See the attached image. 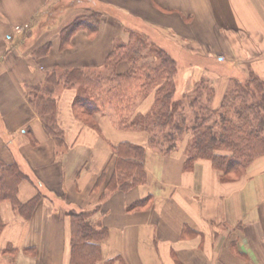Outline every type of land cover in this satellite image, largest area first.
<instances>
[{"label":"crops","instance_id":"obj_1","mask_svg":"<svg viewBox=\"0 0 264 264\" xmlns=\"http://www.w3.org/2000/svg\"><path fill=\"white\" fill-rule=\"evenodd\" d=\"M49 1L0 0V160L26 176L21 204L39 197L28 219L0 206L1 264H70L72 211L92 213L90 223L108 231L96 264H264V155L240 179L221 182L207 160L187 168L184 148L164 155L147 148L145 133L120 130L110 106L88 123L76 117L78 88L59 79L72 70L102 74L113 46L140 30L180 42L205 62L178 68L179 96L185 82L212 75L219 100L229 80L252 72L264 81V0H90L102 9L96 33L77 30L66 42L67 19L49 22ZM127 71L126 62L115 68ZM53 75L56 86L48 83ZM38 98L54 100L61 136L46 133ZM152 103L153 94L132 114ZM125 142L145 147L146 181L108 195L112 149Z\"/></svg>","mask_w":264,"mask_h":264},{"label":"trees","instance_id":"obj_2","mask_svg":"<svg viewBox=\"0 0 264 264\" xmlns=\"http://www.w3.org/2000/svg\"><path fill=\"white\" fill-rule=\"evenodd\" d=\"M84 12L71 18L62 28V42L68 41L77 30L96 33L102 13L90 9ZM149 55L151 58L147 57ZM120 62L128 64L125 74L115 72ZM105 69L102 74L89 76L79 70L59 76L65 87L77 86L73 109L76 117L86 123L101 108L110 106L120 130L145 133L147 148L164 155L175 151L179 140L187 135L186 167L197 160H208L219 173L221 182L240 179L248 166L264 155V81L254 73L250 72L243 82L232 80L217 108L212 107L214 90L205 81L195 84L190 95L176 97L178 63L152 35L140 30L130 31L127 44L113 46ZM48 83L56 86L59 82L53 75L48 77ZM152 94L150 110L146 114H132L136 102ZM183 99H187L191 110L190 120L184 115ZM35 105L46 133L52 137L61 136L54 121V100L38 98ZM145 150L143 146L128 142L112 149L115 162L106 184L108 195L127 192L145 183ZM24 179L26 176L17 165L0 160V206L8 203L22 218L28 219L39 197L26 204L18 201V187ZM67 215L71 227L70 264H96L100 260L98 243L107 238L108 231L90 223L92 213L72 211ZM3 229L0 215V235ZM8 251L12 250L6 249Z\"/></svg>","mask_w":264,"mask_h":264},{"label":"rangeland","instance_id":"obj_3","mask_svg":"<svg viewBox=\"0 0 264 264\" xmlns=\"http://www.w3.org/2000/svg\"><path fill=\"white\" fill-rule=\"evenodd\" d=\"M89 1L90 0H50L49 3L51 4V7H53V8H50L47 20L49 22H52V21L54 22V20L56 18L64 15L65 18L67 19L66 21L68 22V21L71 20V18L73 19L76 15H78L79 13H83L87 9L96 10V11H99V12L102 11V9L97 8L98 3H96L95 1L92 3V5L88 6L89 5V3H88ZM77 3H80V4L77 5ZM80 16H82V15H80ZM80 16H78V17H80ZM67 22L65 24H67ZM50 25L51 24L49 23L47 27H50ZM153 39H154V41H156L157 43H159L160 46L162 48H164L169 53V55H171L176 60V62L178 63L179 71H180L181 67L186 68L187 67L186 65H191L190 63H195V65H204L205 64V62L202 61V58L201 57H198L199 59H201V60H199L196 57L197 55H195V54L190 55L189 52H188L190 50L185 49L184 48V45L182 43H180V42L177 43L174 40H170L171 43H168V42H165L166 39H164L161 36L159 37V39H156L155 37H153ZM184 51H186V52H184ZM198 51L199 50H196V51H194V53L197 54ZM199 54L200 53H198V55ZM202 55H199V56H202ZM147 57L148 58H151L150 55L147 56ZM204 57H205V55H204ZM219 59L221 60V62L223 61L222 58H219ZM207 61L208 60L206 59V62ZM207 67L211 68V62L208 63ZM215 71H218L219 73H222V74L223 73H226V70H223L222 71L221 70V67H219V66H218L217 70H215ZM214 75L217 76L218 74L217 73L216 74L214 73ZM211 77H212V75H211ZM211 77L208 76V78L212 79ZM208 78H205L203 76L199 81H205L206 84H208L211 88H213V90H214V99H213L212 107L213 108H217L219 106L222 98H223L224 93L229 88L232 80H229L227 82V84L225 86V89L223 91V94H221V96H220L221 98L219 100H217L216 99V91H215V88H214V82L210 81V79H208ZM199 81L194 82L193 85H191V82H188V81L185 82V86L183 88V92L180 95L181 98L190 95L192 93V90L194 89L195 84H197ZM176 97H179V95L176 94ZM182 103H183V108H184L183 109L184 115L187 117L188 120H190L191 119V110L188 109L187 99H183L182 100ZM187 138H188V136L186 135V136L183 137L182 140H179L180 142L177 144L176 151H179L180 149H183L184 148V146L186 144V141H187ZM0 264H1V260H0Z\"/></svg>","mask_w":264,"mask_h":264}]
</instances>
